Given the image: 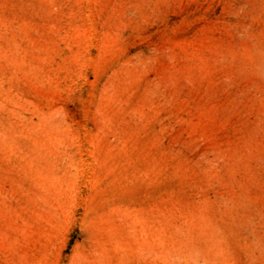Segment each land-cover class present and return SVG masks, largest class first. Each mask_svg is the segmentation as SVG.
<instances>
[{
    "label": "rangeland",
    "instance_id": "374dc122",
    "mask_svg": "<svg viewBox=\"0 0 264 264\" xmlns=\"http://www.w3.org/2000/svg\"><path fill=\"white\" fill-rule=\"evenodd\" d=\"M0 264H264V0H0Z\"/></svg>",
    "mask_w": 264,
    "mask_h": 264
}]
</instances>
